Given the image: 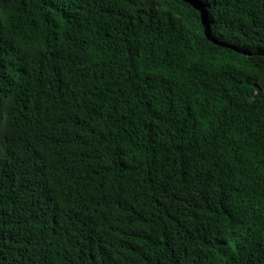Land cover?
I'll return each mask as SVG.
<instances>
[{
	"label": "trees",
	"instance_id": "obj_1",
	"mask_svg": "<svg viewBox=\"0 0 264 264\" xmlns=\"http://www.w3.org/2000/svg\"><path fill=\"white\" fill-rule=\"evenodd\" d=\"M0 264H264V0H0Z\"/></svg>",
	"mask_w": 264,
	"mask_h": 264
},
{
	"label": "water",
	"instance_id": "obj_2",
	"mask_svg": "<svg viewBox=\"0 0 264 264\" xmlns=\"http://www.w3.org/2000/svg\"><path fill=\"white\" fill-rule=\"evenodd\" d=\"M193 3H194V5L196 6L197 10L200 11V13H201V20H202V23H203V25H204V27H205V33H206L207 37H208L211 41H213L214 43H216V44H220V43H218L217 41H215V40L213 39V37H212V34H211V24H210L209 20H208L207 17H206V14H205V11H204L203 7H201L200 5H198V4L195 3V2H193ZM243 53H245V52H243Z\"/></svg>",
	"mask_w": 264,
	"mask_h": 264
}]
</instances>
